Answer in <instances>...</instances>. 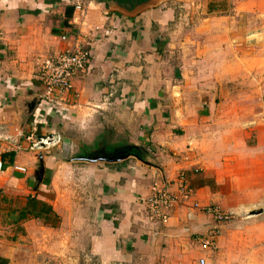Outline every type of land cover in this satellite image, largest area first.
<instances>
[{
	"label": "crops",
	"instance_id": "1",
	"mask_svg": "<svg viewBox=\"0 0 264 264\" xmlns=\"http://www.w3.org/2000/svg\"><path fill=\"white\" fill-rule=\"evenodd\" d=\"M177 1L132 15L104 0H0V173L22 172L9 185L25 194L0 264H264V0ZM75 42L91 61L69 103H47L39 66ZM180 173L202 206L241 216L216 255L198 242L210 216L186 203L163 225L141 203Z\"/></svg>",
	"mask_w": 264,
	"mask_h": 264
},
{
	"label": "built area",
	"instance_id": "2",
	"mask_svg": "<svg viewBox=\"0 0 264 264\" xmlns=\"http://www.w3.org/2000/svg\"><path fill=\"white\" fill-rule=\"evenodd\" d=\"M81 22L86 17L83 4H77ZM67 39V37H63ZM91 61V54L80 42L68 47L63 52L44 59L39 66L38 79L42 84L40 97L43 101L53 105H63L70 102L73 79L84 72ZM3 150L0 140V172L3 170ZM195 189L188 182L185 173L172 180H156L151 188V194L142 198V204L147 207L150 219L165 225L169 221V212L174 208L190 203L193 210L204 212L212 219L208 231L198 238L202 251L216 253L217 238L223 233L227 223L236 219L234 211L223 209L218 204L202 206L195 200ZM200 264H207L205 258Z\"/></svg>",
	"mask_w": 264,
	"mask_h": 264
},
{
	"label": "rangeland",
	"instance_id": "3",
	"mask_svg": "<svg viewBox=\"0 0 264 264\" xmlns=\"http://www.w3.org/2000/svg\"><path fill=\"white\" fill-rule=\"evenodd\" d=\"M184 1H186V0H181V1H177V2L183 4V3H185ZM183 12L185 13V10H183V11L179 10L178 11V17H181L183 15ZM188 12L189 13H188L187 17L190 18L193 14H192L191 10H189ZM187 17H186V19H187ZM85 49L88 50L87 48H85ZM48 142H49L48 137L40 139L39 141L36 140V142H35L36 144H35L34 149L40 150V149H42L43 146L45 148V146H47L46 144ZM34 169H35V174L33 175V177H35V178H37L39 175H41L43 173V169L41 166L38 167V165H37L36 168H34ZM17 171H19V170L13 171V169H12L9 172H7V169H5L4 172L0 173V238H4V239H6L9 236V233L6 230V227H9L11 224V221H13L12 217H6V214L9 211L8 208L16 207V209H17V208L21 207L23 204V197L25 196V194L23 193V188L21 189V188H18L17 186H13L14 191H17L14 194L7 192L8 190L13 189L9 185L11 178L18 176V174H16V173H22V172H17ZM20 171H23V173H27L24 170H20ZM23 175L28 176L29 174H23ZM19 176L22 177L21 174ZM150 194H151V192H150ZM11 195H13V196H11ZM10 199L12 201H10ZM229 211H234L237 214V217H241L240 214L238 212H236L235 210H229ZM214 255H216V254H214ZM217 256H215L214 258L211 257L209 264H215L214 260L217 259Z\"/></svg>",
	"mask_w": 264,
	"mask_h": 264
},
{
	"label": "trees",
	"instance_id": "4",
	"mask_svg": "<svg viewBox=\"0 0 264 264\" xmlns=\"http://www.w3.org/2000/svg\"><path fill=\"white\" fill-rule=\"evenodd\" d=\"M105 2H115L118 5L128 9V10H133L137 6L144 4L150 0H104ZM74 7L68 8L67 9V15L70 16L71 13L73 12ZM36 199H33L31 202L27 204L25 212L22 213L23 216H26L27 213H30L31 215H36V208H37V202L35 201ZM49 212H52V208L48 209ZM25 218V217H22Z\"/></svg>",
	"mask_w": 264,
	"mask_h": 264
},
{
	"label": "water",
	"instance_id": "5",
	"mask_svg": "<svg viewBox=\"0 0 264 264\" xmlns=\"http://www.w3.org/2000/svg\"><path fill=\"white\" fill-rule=\"evenodd\" d=\"M161 0H150L144 4H141L139 6H137L135 9L133 10H128L120 5L117 6V8L121 11V12H124V13H127V14H132V15H135V14H138L142 11H144L145 9L149 8V7H152L156 4H158ZM255 213H258V211H255Z\"/></svg>",
	"mask_w": 264,
	"mask_h": 264
},
{
	"label": "flooded vegetation",
	"instance_id": "6",
	"mask_svg": "<svg viewBox=\"0 0 264 264\" xmlns=\"http://www.w3.org/2000/svg\"><path fill=\"white\" fill-rule=\"evenodd\" d=\"M112 2V1H111ZM113 3H115V2H113Z\"/></svg>",
	"mask_w": 264,
	"mask_h": 264
}]
</instances>
